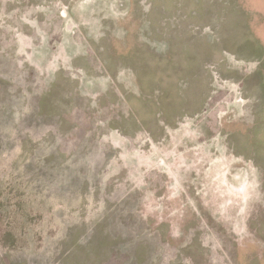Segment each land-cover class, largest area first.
I'll use <instances>...</instances> for the list:
<instances>
[{
    "label": "rangeland",
    "instance_id": "obj_1",
    "mask_svg": "<svg viewBox=\"0 0 264 264\" xmlns=\"http://www.w3.org/2000/svg\"><path fill=\"white\" fill-rule=\"evenodd\" d=\"M0 264H264V0H0Z\"/></svg>",
    "mask_w": 264,
    "mask_h": 264
},
{
    "label": "crops",
    "instance_id": "obj_2",
    "mask_svg": "<svg viewBox=\"0 0 264 264\" xmlns=\"http://www.w3.org/2000/svg\"><path fill=\"white\" fill-rule=\"evenodd\" d=\"M168 63H169V62H166V61H165V63H163V70H162L163 73H164V71L166 70V67H167ZM178 77H179V76H178ZM170 82L178 83V78L176 77V78H174L173 80H171Z\"/></svg>",
    "mask_w": 264,
    "mask_h": 264
}]
</instances>
